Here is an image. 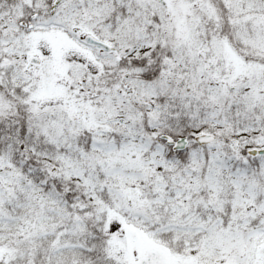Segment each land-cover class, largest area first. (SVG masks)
Here are the masks:
<instances>
[{
	"label": "snow or ice",
	"instance_id": "1",
	"mask_svg": "<svg viewBox=\"0 0 264 264\" xmlns=\"http://www.w3.org/2000/svg\"><path fill=\"white\" fill-rule=\"evenodd\" d=\"M0 264H264V0H0Z\"/></svg>",
	"mask_w": 264,
	"mask_h": 264
}]
</instances>
